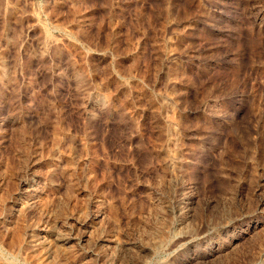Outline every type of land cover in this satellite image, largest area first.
I'll return each instance as SVG.
<instances>
[{"label":"rangeland","instance_id":"rangeland-1","mask_svg":"<svg viewBox=\"0 0 264 264\" xmlns=\"http://www.w3.org/2000/svg\"><path fill=\"white\" fill-rule=\"evenodd\" d=\"M0 264H264V0H0Z\"/></svg>","mask_w":264,"mask_h":264}]
</instances>
